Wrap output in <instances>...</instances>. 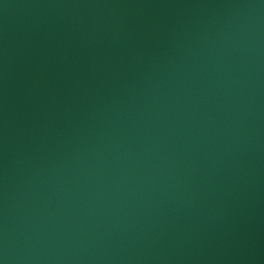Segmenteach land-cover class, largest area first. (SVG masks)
Wrapping results in <instances>:
<instances>
[{"label":"water","instance_id":"95a60500","mask_svg":"<svg viewBox=\"0 0 264 264\" xmlns=\"http://www.w3.org/2000/svg\"><path fill=\"white\" fill-rule=\"evenodd\" d=\"M0 264H264V0H0Z\"/></svg>","mask_w":264,"mask_h":264}]
</instances>
